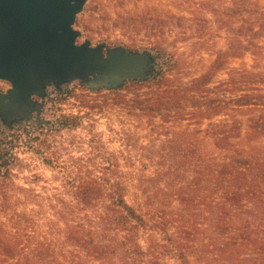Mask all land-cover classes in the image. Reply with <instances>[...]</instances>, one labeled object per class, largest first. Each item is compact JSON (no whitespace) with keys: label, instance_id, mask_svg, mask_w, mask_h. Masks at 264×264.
I'll use <instances>...</instances> for the list:
<instances>
[{"label":"trees","instance_id":"1","mask_svg":"<svg viewBox=\"0 0 264 264\" xmlns=\"http://www.w3.org/2000/svg\"><path fill=\"white\" fill-rule=\"evenodd\" d=\"M230 3L214 12L227 49L191 88L171 69L131 80L132 97L126 82L88 104L135 117L122 150L90 141L89 154L71 158L63 190L48 199L33 192L31 214L9 196L13 176L0 172V264H264V7ZM247 58L252 65L228 67ZM187 116L194 131L181 129ZM146 120L153 124L142 138L135 130ZM130 183L143 198L134 205Z\"/></svg>","mask_w":264,"mask_h":264},{"label":"rangeland","instance_id":"2","mask_svg":"<svg viewBox=\"0 0 264 264\" xmlns=\"http://www.w3.org/2000/svg\"><path fill=\"white\" fill-rule=\"evenodd\" d=\"M252 3L264 7V0ZM231 6L230 0H86L74 24L80 34L76 43L104 46L105 54L120 50L143 56L144 71L155 76L172 69L166 74L176 79V84L191 88L194 79L210 71L217 53L227 49L226 34L219 30L214 12L226 13ZM243 62L252 65L250 58L233 59L228 67L239 68ZM217 78L215 82L224 79L225 71ZM131 80L125 81L130 97L134 92ZM6 82H0L5 92L9 87ZM101 82L102 78L93 75L44 79L35 88L37 93L28 95L27 103L0 112V172L13 176L8 182L12 185L9 196L13 202L24 204L19 207L21 212L37 210L36 201L30 197L33 192L48 199L55 194L54 188L62 189L71 158L89 154L90 141L102 140L110 153L118 152L122 150L123 130L138 126L134 116L118 107H88L113 95L110 88L95 89ZM185 106L194 112V100ZM152 124L146 120L135 131L142 138L148 137ZM155 124L164 123L158 116ZM179 124L181 129L198 128L194 117H184ZM209 124L204 122L202 128ZM142 138L144 143L147 138ZM139 168L134 170L139 173ZM153 170L144 174L150 177ZM134 187L130 183L126 193L132 205L143 200Z\"/></svg>","mask_w":264,"mask_h":264},{"label":"water","instance_id":"3","mask_svg":"<svg viewBox=\"0 0 264 264\" xmlns=\"http://www.w3.org/2000/svg\"><path fill=\"white\" fill-rule=\"evenodd\" d=\"M86 0H0V79L10 82L27 103L44 79L102 78L95 89H116L125 81L145 78L144 57L90 43L77 45V14ZM11 102L15 97L9 96ZM10 108V107H9Z\"/></svg>","mask_w":264,"mask_h":264},{"label":"flooded vegetation","instance_id":"4","mask_svg":"<svg viewBox=\"0 0 264 264\" xmlns=\"http://www.w3.org/2000/svg\"><path fill=\"white\" fill-rule=\"evenodd\" d=\"M1 27V26H0ZM6 35V29L0 30V42L2 41V39L5 37ZM0 82H6L5 80L0 79ZM7 84H9L8 89L3 90L2 88H0V112L1 111H5L10 109L9 107L11 106H19L21 101V98H17V93L18 91L16 89H14L13 85L10 82H6ZM9 96L11 97H15V100H13V102L10 101Z\"/></svg>","mask_w":264,"mask_h":264}]
</instances>
